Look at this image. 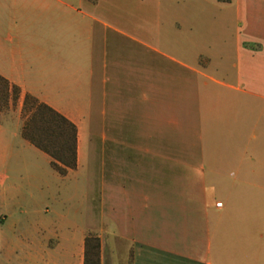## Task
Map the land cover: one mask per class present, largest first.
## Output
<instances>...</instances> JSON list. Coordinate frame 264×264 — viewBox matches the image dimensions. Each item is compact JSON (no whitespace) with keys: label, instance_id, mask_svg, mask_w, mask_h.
I'll use <instances>...</instances> for the list:
<instances>
[{"label":"crops","instance_id":"1","mask_svg":"<svg viewBox=\"0 0 264 264\" xmlns=\"http://www.w3.org/2000/svg\"><path fill=\"white\" fill-rule=\"evenodd\" d=\"M0 74V143L32 144L25 93L76 124L66 173L117 143L110 226L39 208L33 264H82L87 231L123 264H264V0H0Z\"/></svg>","mask_w":264,"mask_h":264},{"label":"rangeland","instance_id":"2","mask_svg":"<svg viewBox=\"0 0 264 264\" xmlns=\"http://www.w3.org/2000/svg\"><path fill=\"white\" fill-rule=\"evenodd\" d=\"M232 23L234 31L236 20ZM15 107L14 104L12 109ZM19 114L25 118L22 110ZM111 135L117 138V133ZM114 142L98 144L89 165L64 175L52 166L50 156L24 143L20 136H11L7 144L0 143V264H33L26 258L28 246L22 239H33L34 224L41 220L39 208L48 206L76 219L88 214L91 226H110L102 207L117 204ZM103 240L100 263L123 264L121 254H117V238L107 232ZM59 261L71 264L73 260L60 255Z\"/></svg>","mask_w":264,"mask_h":264},{"label":"trees","instance_id":"3","mask_svg":"<svg viewBox=\"0 0 264 264\" xmlns=\"http://www.w3.org/2000/svg\"><path fill=\"white\" fill-rule=\"evenodd\" d=\"M230 1V0H221ZM20 88L0 74V112L10 99L16 101ZM21 110L25 113L21 135L50 156V162L60 174L77 163V127L68 117L34 95L25 93ZM82 264L100 263V239L96 232L87 231L83 243Z\"/></svg>","mask_w":264,"mask_h":264},{"label":"built area","instance_id":"4","mask_svg":"<svg viewBox=\"0 0 264 264\" xmlns=\"http://www.w3.org/2000/svg\"><path fill=\"white\" fill-rule=\"evenodd\" d=\"M218 204H219V202H218Z\"/></svg>","mask_w":264,"mask_h":264}]
</instances>
